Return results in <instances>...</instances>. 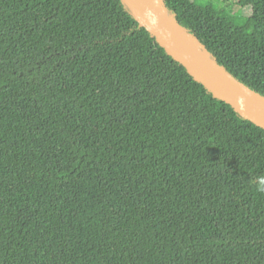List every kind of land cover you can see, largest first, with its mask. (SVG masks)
Masks as SVG:
<instances>
[{
  "label": "trees",
  "instance_id": "trees-1",
  "mask_svg": "<svg viewBox=\"0 0 264 264\" xmlns=\"http://www.w3.org/2000/svg\"><path fill=\"white\" fill-rule=\"evenodd\" d=\"M161 1L264 96V0ZM261 188L264 129L127 2L0 0V264H264Z\"/></svg>",
  "mask_w": 264,
  "mask_h": 264
},
{
  "label": "water",
  "instance_id": "water-1",
  "mask_svg": "<svg viewBox=\"0 0 264 264\" xmlns=\"http://www.w3.org/2000/svg\"><path fill=\"white\" fill-rule=\"evenodd\" d=\"M149 33L215 98L264 129V96L247 87L212 57L168 12L161 0H123Z\"/></svg>",
  "mask_w": 264,
  "mask_h": 264
},
{
  "label": "clouds",
  "instance_id": "clouds-1",
  "mask_svg": "<svg viewBox=\"0 0 264 264\" xmlns=\"http://www.w3.org/2000/svg\"><path fill=\"white\" fill-rule=\"evenodd\" d=\"M260 191H264V188H261Z\"/></svg>",
  "mask_w": 264,
  "mask_h": 264
},
{
  "label": "rangeland",
  "instance_id": "rangeland-1",
  "mask_svg": "<svg viewBox=\"0 0 264 264\" xmlns=\"http://www.w3.org/2000/svg\"><path fill=\"white\" fill-rule=\"evenodd\" d=\"M245 12H249V10H246Z\"/></svg>",
  "mask_w": 264,
  "mask_h": 264
}]
</instances>
